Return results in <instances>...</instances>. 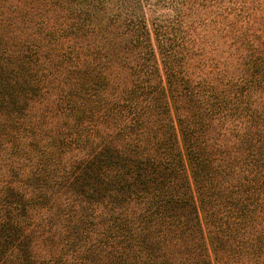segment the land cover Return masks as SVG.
Returning a JSON list of instances; mask_svg holds the SVG:
<instances>
[{
    "label": "trees",
    "instance_id": "1",
    "mask_svg": "<svg viewBox=\"0 0 264 264\" xmlns=\"http://www.w3.org/2000/svg\"><path fill=\"white\" fill-rule=\"evenodd\" d=\"M145 6L0 0V264H264V26Z\"/></svg>",
    "mask_w": 264,
    "mask_h": 264
},
{
    "label": "rangeland",
    "instance_id": "2",
    "mask_svg": "<svg viewBox=\"0 0 264 264\" xmlns=\"http://www.w3.org/2000/svg\"><path fill=\"white\" fill-rule=\"evenodd\" d=\"M150 20L188 28L197 41L196 53L220 67L229 60L237 29L264 26V0H144ZM231 46V47H230Z\"/></svg>",
    "mask_w": 264,
    "mask_h": 264
}]
</instances>
